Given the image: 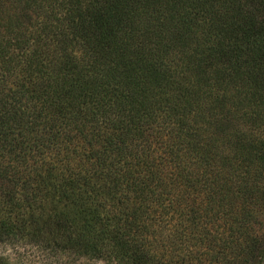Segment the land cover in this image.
I'll use <instances>...</instances> for the list:
<instances>
[{
  "label": "trees",
  "instance_id": "trees-1",
  "mask_svg": "<svg viewBox=\"0 0 264 264\" xmlns=\"http://www.w3.org/2000/svg\"><path fill=\"white\" fill-rule=\"evenodd\" d=\"M0 243L264 264V0H0Z\"/></svg>",
  "mask_w": 264,
  "mask_h": 264
},
{
  "label": "rangeland",
  "instance_id": "rangeland-1",
  "mask_svg": "<svg viewBox=\"0 0 264 264\" xmlns=\"http://www.w3.org/2000/svg\"><path fill=\"white\" fill-rule=\"evenodd\" d=\"M0 264H109L106 261L78 259L53 254L36 247L0 243Z\"/></svg>",
  "mask_w": 264,
  "mask_h": 264
}]
</instances>
